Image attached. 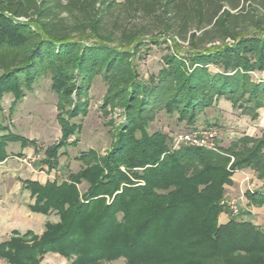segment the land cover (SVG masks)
<instances>
[{
  "label": "trees",
  "instance_id": "obj_1",
  "mask_svg": "<svg viewBox=\"0 0 264 264\" xmlns=\"http://www.w3.org/2000/svg\"><path fill=\"white\" fill-rule=\"evenodd\" d=\"M45 3L39 5H51ZM28 6V0H0V56L23 57L0 75V113L4 93L15 104L42 76L51 78L52 89L67 102L100 75L107 103L122 108L128 125L121 123L106 155L81 151L77 159L84 166L67 181H22L35 198L29 210L53 211L59 219L46 222L41 236L12 231L0 242V258L7 264H43L52 252L68 264L119 258L126 264H264V228L244 219L218 221L234 172L250 168L264 184V135H242L213 151L174 148L168 134L148 131L159 110L195 128L198 116L222 97L258 117L264 78L250 72L264 69V0H133L125 14L135 24L125 28L114 18L116 37L92 33L82 39L57 31L55 24L40 23V33L35 20L17 19ZM161 45L166 51L160 69L144 79L136 57ZM68 112L77 116L81 109ZM57 118L63 135L46 151L51 167L58 165L57 149L78 131L75 123ZM30 141L0 116V163L9 143L24 149ZM83 182L81 192L77 185ZM245 196L264 206L262 190Z\"/></svg>",
  "mask_w": 264,
  "mask_h": 264
},
{
  "label": "rangeland",
  "instance_id": "obj_2",
  "mask_svg": "<svg viewBox=\"0 0 264 264\" xmlns=\"http://www.w3.org/2000/svg\"><path fill=\"white\" fill-rule=\"evenodd\" d=\"M132 1L45 0V5H51L44 6L39 5L40 0H28L29 8L19 15L17 19L35 20L40 33H43L40 23H46V26L55 24L57 31L61 33H63L62 31H70L68 37L73 39H80L92 33L108 37H112L111 33H113V37H116L118 34L112 27L114 18L123 23L125 28L136 23L132 20L128 21L129 16L125 14L128 2ZM43 7L45 9L41 10ZM39 14L42 16H39ZM81 41L89 42V40ZM164 47V45L153 46L148 54L136 57L139 72L144 79L150 73L159 71L161 56L166 51ZM22 60V56L17 59L0 56V75L12 69L15 63H19ZM250 73L253 78H264V69ZM21 75V73L18 74L19 77ZM75 79L78 81L77 86H79V83L82 84V78ZM51 84L49 76L40 77L30 88L23 89V95L15 104H11L13 101L11 93L3 94L0 116L2 115L5 123L11 125L14 132L31 139V141L30 144L25 145L24 149L21 148L20 143H9L7 145L6 152L9 155L0 163V183L10 184L14 188L22 185V181L26 179H36L40 183H45L48 180H55L57 183L67 181L70 173L76 172L84 166V163L77 159L80 152L93 148L99 156L106 155L114 144L115 135L120 131L121 123H125L122 108L112 103H107L105 99L107 84L102 81L100 75H96L88 83L85 90L81 93L82 96H78L77 99L76 94L73 93L67 102L59 98L58 94L52 89ZM60 97L63 99L62 96ZM76 106L80 107L81 112L77 116L71 117L68 111L76 108ZM258 113V117L252 119L247 114L242 113L239 108H232L230 102L222 97L198 116L195 128H189L182 122L178 123L175 116L159 110L153 116L148 126V131H163L169 135L173 144L174 136L180 131L210 128L215 131L214 134L216 136V149L213 151H218L219 149L221 150L219 147H228L233 140L242 135L257 137L264 135V107L260 108ZM57 115L66 120L68 124L75 123L78 126V131L70 134L65 146L57 149L56 161L58 165L51 167L46 160V151L52 146L59 145L57 143H59L63 135L62 126L58 121ZM127 125L125 123L123 127ZM252 127L257 128V130L252 133L253 135H250ZM232 161L233 157L230 158L226 166L229 167ZM255 174L260 179L256 172ZM246 178L245 176V180H248ZM77 187L82 192L86 188V183L83 182ZM234 200L236 205L242 209L239 202L236 199ZM22 201V207L25 208L27 206L26 208L28 209V206L35 202V198L30 196L28 189L25 190ZM222 212L231 214L229 207L226 205H224ZM5 214L8 215L9 211L5 212ZM39 214L43 215V220H41L43 231L41 233L32 231L37 236H41L44 232L46 222L53 223L59 219L58 215L53 211L48 214ZM235 216L232 215L236 219ZM10 237H12V232L7 236L0 235V242L8 240ZM27 239L32 241L30 238ZM66 260L65 257H61L62 264H68ZM42 263H45V260H42ZM102 264L126 263L123 258H119L114 261L102 262Z\"/></svg>",
  "mask_w": 264,
  "mask_h": 264
},
{
  "label": "crops",
  "instance_id": "obj_3",
  "mask_svg": "<svg viewBox=\"0 0 264 264\" xmlns=\"http://www.w3.org/2000/svg\"><path fill=\"white\" fill-rule=\"evenodd\" d=\"M255 130L257 128L252 127L251 132L248 133L253 135ZM245 176L248 180H245ZM231 179L232 183L226 187L225 198H234L241 205V213L235 216L236 219L249 220L264 228V206L251 204L245 196V192L249 188H251L249 191L254 189L264 192L263 181L258 179L254 170L250 168L234 172ZM25 190L22 185L12 188L10 184L0 183V235L7 236L14 230L19 232L31 230L38 233L43 231V226H41L43 215L30 211L26 205L25 208L22 207V196ZM7 211H9L8 215L5 214ZM229 218H233L230 213L221 212L218 221L226 222ZM48 256L53 257L49 258ZM61 257L55 253H47L43 258V261L45 260L43 264H62ZM0 264L7 263L0 258Z\"/></svg>",
  "mask_w": 264,
  "mask_h": 264
},
{
  "label": "built area",
  "instance_id": "obj_4",
  "mask_svg": "<svg viewBox=\"0 0 264 264\" xmlns=\"http://www.w3.org/2000/svg\"><path fill=\"white\" fill-rule=\"evenodd\" d=\"M215 131L213 129H202V130H190L180 131L174 136L173 146L179 147L182 144L191 146H200L207 149L215 150ZM222 202L229 207L232 215H238L241 213L240 207L236 205V201L232 198H224Z\"/></svg>",
  "mask_w": 264,
  "mask_h": 264
}]
</instances>
